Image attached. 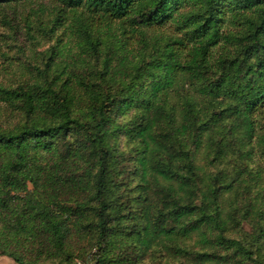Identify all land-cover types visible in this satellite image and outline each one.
Wrapping results in <instances>:
<instances>
[{"label": "trees", "instance_id": "trees-1", "mask_svg": "<svg viewBox=\"0 0 264 264\" xmlns=\"http://www.w3.org/2000/svg\"><path fill=\"white\" fill-rule=\"evenodd\" d=\"M24 10L0 255L264 264V0H0V26Z\"/></svg>", "mask_w": 264, "mask_h": 264}, {"label": "rangeland", "instance_id": "rangeland-1", "mask_svg": "<svg viewBox=\"0 0 264 264\" xmlns=\"http://www.w3.org/2000/svg\"><path fill=\"white\" fill-rule=\"evenodd\" d=\"M25 15V10L21 11L19 15L15 16V23L19 26L17 31L14 33L9 30L6 26H0V82L7 84L14 82L17 76L14 74L13 67L9 71H4V67L10 66V60L13 57L14 61H17V57H21L22 61L26 59L30 60L28 51V42L25 35L23 34L22 24ZM23 48V49H22ZM40 49V48H39ZM0 106L4 109L6 106L3 102H0ZM9 117V116H8ZM7 116L0 117L1 120H6ZM201 158V157H200ZM202 161H199V163ZM31 187V186H30ZM241 226L249 233L251 227L249 223L242 222ZM264 262V260H262ZM0 264H16L12 258L6 255H0ZM76 264H95L93 260L82 262L80 259L76 260ZM246 264H261L259 262H248Z\"/></svg>", "mask_w": 264, "mask_h": 264}]
</instances>
